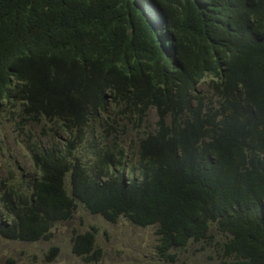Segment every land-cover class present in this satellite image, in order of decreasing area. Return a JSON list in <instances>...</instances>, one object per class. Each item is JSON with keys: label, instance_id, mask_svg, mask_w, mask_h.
Masks as SVG:
<instances>
[{"label": "trees", "instance_id": "trees-1", "mask_svg": "<svg viewBox=\"0 0 264 264\" xmlns=\"http://www.w3.org/2000/svg\"><path fill=\"white\" fill-rule=\"evenodd\" d=\"M12 108L66 140L31 157L22 191L0 183L2 239H46L80 205L155 227L164 261L213 230L228 264H264V0H0V112ZM72 244L98 260L92 232Z\"/></svg>", "mask_w": 264, "mask_h": 264}, {"label": "rangeland", "instance_id": "rangeland-1", "mask_svg": "<svg viewBox=\"0 0 264 264\" xmlns=\"http://www.w3.org/2000/svg\"><path fill=\"white\" fill-rule=\"evenodd\" d=\"M199 88L203 89L204 86L201 84ZM112 107L109 106L106 113H100V117L111 114ZM129 117L127 114L121 120L123 133L118 135L127 161L130 160L132 148L138 146L140 140L128 123ZM154 122V112L150 111L146 118L150 130ZM50 128L53 130L50 131ZM92 130L95 135L100 134L94 121L90 122L87 137L91 136ZM53 134L56 138L52 137ZM64 140L66 136L59 129L42 119L31 122L20 110L13 108L0 112V183L7 186L14 183L22 191L31 176L36 174L31 157L38 150L52 146L61 150ZM111 141L112 137H109V145ZM73 153L80 158L84 148L80 146ZM90 161L91 157L84 154L82 162ZM4 192L1 189L0 195ZM88 231L95 235L94 250L99 251L98 260L91 263L72 253L73 238ZM155 231L156 228L152 226L134 227L123 218L115 224L107 223L78 205L70 220L51 227L46 239L23 243L0 237V264H228L232 260L225 258L220 249L228 238L212 230L207 240L189 242L183 249L172 250V261H164L156 250L158 237Z\"/></svg>", "mask_w": 264, "mask_h": 264}]
</instances>
